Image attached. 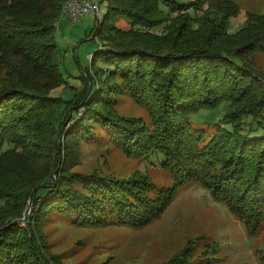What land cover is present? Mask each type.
<instances>
[{"label":"trees","instance_id":"16d2710c","mask_svg":"<svg viewBox=\"0 0 264 264\" xmlns=\"http://www.w3.org/2000/svg\"><path fill=\"white\" fill-rule=\"evenodd\" d=\"M69 1L0 0V63L9 65L0 88V148L13 145L0 154V264H49L36 227L52 213L78 225L140 228L195 183L253 230L264 217V80L241 55L264 51V16L233 42L226 18L239 8L231 1L217 0L225 17L216 22L195 17L196 1L107 0L93 36L102 43L93 70L64 98L55 94L66 81L54 32ZM119 19L130 28L116 25ZM122 94L148 110L150 123L116 112ZM222 103L227 124L207 141L192 119ZM99 139L132 158L158 152L173 186L159 188L138 172L73 170L70 143ZM30 200L32 233L16 221Z\"/></svg>","mask_w":264,"mask_h":264},{"label":"rangeland","instance_id":"374dc122","mask_svg":"<svg viewBox=\"0 0 264 264\" xmlns=\"http://www.w3.org/2000/svg\"><path fill=\"white\" fill-rule=\"evenodd\" d=\"M100 1L103 16L107 0ZM180 1L200 4L196 12L191 10L199 20L208 21L207 17L211 16L218 22L225 17L217 0ZM228 1L239 8L236 15L226 18V33L230 41L236 42L239 39L235 34L242 27L264 16V0ZM98 19L94 13L83 15L75 23L64 16L58 19L54 35L61 50L59 65L66 82L55 94L70 98L72 92L82 85L86 71L93 70L92 55L102 44L101 37L93 38ZM115 24L130 28L125 19H119ZM162 32L163 26L152 31L154 34ZM241 58L264 80V51L250 50ZM95 65L103 68L105 64L97 61ZM8 66L0 63V88L9 71ZM114 108L127 118L151 121L148 110L129 94L120 95ZM227 111L224 103L215 109H201L194 115L192 124L207 133L208 141L226 126L224 116ZM70 145L75 171H97L125 178L138 172L149 177L159 188L174 184L172 174L162 167L163 156L158 152L148 159L132 158L105 139L73 141ZM12 147V144H5L0 148V154ZM59 147V151H65L63 141ZM33 208L30 200L27 213L16 220L27 231L31 229L28 216ZM36 234L49 264H264V217L249 231L243 220L199 183L181 189L162 214L144 227L134 228L116 222L78 225L68 216L52 213L38 223Z\"/></svg>","mask_w":264,"mask_h":264},{"label":"built area","instance_id":"2783aa9c","mask_svg":"<svg viewBox=\"0 0 264 264\" xmlns=\"http://www.w3.org/2000/svg\"><path fill=\"white\" fill-rule=\"evenodd\" d=\"M100 2V0H70L64 8L63 16L73 23L89 13H94L100 17Z\"/></svg>","mask_w":264,"mask_h":264},{"label":"water","instance_id":"95a60500","mask_svg":"<svg viewBox=\"0 0 264 264\" xmlns=\"http://www.w3.org/2000/svg\"><path fill=\"white\" fill-rule=\"evenodd\" d=\"M91 87H92V86H91V84H90V85H89V92L91 91ZM25 218H27V215H26Z\"/></svg>","mask_w":264,"mask_h":264}]
</instances>
